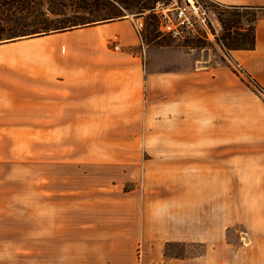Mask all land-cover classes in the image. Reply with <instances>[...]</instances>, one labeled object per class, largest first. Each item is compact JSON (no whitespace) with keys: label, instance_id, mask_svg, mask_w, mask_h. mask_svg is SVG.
<instances>
[{"label":"rangeland","instance_id":"obj_1","mask_svg":"<svg viewBox=\"0 0 264 264\" xmlns=\"http://www.w3.org/2000/svg\"><path fill=\"white\" fill-rule=\"evenodd\" d=\"M159 1L172 0H100L91 12L78 10L80 0H0V43L60 33L73 64H87L92 54L88 48L76 53L67 42L75 39L70 33L92 25L56 27L70 21H126L137 43L125 46L119 33L111 34L104 41L105 56L112 50L139 56L146 79L150 76L146 105L155 106L145 122H75L65 131L59 154H40L38 140L31 155L2 167L0 258L15 257L17 264H138L140 248L121 247L131 240L121 233L122 215L135 204L130 197L145 195L143 209L152 195L184 193L173 179L215 178V163L204 170L171 167L170 147L208 145L215 147L213 158L220 145L264 147V87L234 62L223 40L164 35L151 11ZM201 1L211 6L220 39L226 32L244 33L250 43L260 11ZM87 32L86 38L95 37ZM184 77L187 83L180 82ZM170 79H177V91ZM215 192L216 186H209V193ZM4 210L16 216L10 229L1 218ZM166 251L179 254L183 246L170 244Z\"/></svg>","mask_w":264,"mask_h":264},{"label":"crops","instance_id":"obj_2","mask_svg":"<svg viewBox=\"0 0 264 264\" xmlns=\"http://www.w3.org/2000/svg\"><path fill=\"white\" fill-rule=\"evenodd\" d=\"M210 1L260 11L255 48L229 55L264 87V0ZM85 31L95 37L86 38ZM115 33L125 46L137 43L126 21L71 31L75 39L67 42L72 49L83 53L88 48L92 54L87 64L66 58V38L60 33L0 43V169L31 155L36 143L40 154H59L65 131L75 122L150 120L155 106L146 105L144 91L150 76L146 79L139 56L113 50L105 56L104 41ZM176 80L170 79L177 91ZM179 80L187 83V77ZM214 148L170 147L169 165L204 170L215 163V178L173 179L184 193L152 195L143 209L145 195L129 196L135 204L122 215L127 222L123 220L121 233L131 240L121 247L140 248L138 264H264V147L220 145L213 158ZM209 186H216V192L209 193ZM1 218L10 229L16 216L4 210ZM170 244H181L182 253L166 251ZM16 262L15 257L0 258V264Z\"/></svg>","mask_w":264,"mask_h":264},{"label":"built area","instance_id":"obj_3","mask_svg":"<svg viewBox=\"0 0 264 264\" xmlns=\"http://www.w3.org/2000/svg\"><path fill=\"white\" fill-rule=\"evenodd\" d=\"M211 9L201 0H172L157 2L151 11L157 16L159 29L168 37L181 41L218 39L222 43L218 29L212 26Z\"/></svg>","mask_w":264,"mask_h":264},{"label":"trees","instance_id":"obj_4","mask_svg":"<svg viewBox=\"0 0 264 264\" xmlns=\"http://www.w3.org/2000/svg\"><path fill=\"white\" fill-rule=\"evenodd\" d=\"M79 2V0H76ZM81 3H77L78 10L79 9H86L91 12L92 8L94 5H99L100 0H80ZM258 16H256V19L254 21V25L252 28V31L250 33V43L246 42V38L248 35L244 33H238V36H233L230 32H226L222 35L221 40H223L224 47L228 52L231 50H236V49H254L256 46V32H255V24L257 22ZM97 20H88V21H80V22H75V21H70L69 23H72L70 25H64L60 27H56L57 29L65 30L66 28H74L77 26L81 25H95ZM222 23L225 25V23L222 21ZM49 31V29H45L44 32ZM27 35V34H25ZM18 36H14L12 38H15ZM261 86V85H260Z\"/></svg>","mask_w":264,"mask_h":264}]
</instances>
